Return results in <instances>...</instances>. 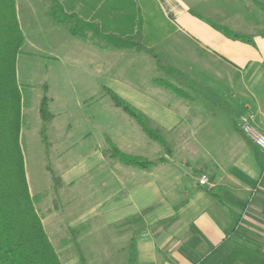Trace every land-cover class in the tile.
I'll return each mask as SVG.
<instances>
[{"label":"rangeland","instance_id":"obj_1","mask_svg":"<svg viewBox=\"0 0 264 264\" xmlns=\"http://www.w3.org/2000/svg\"><path fill=\"white\" fill-rule=\"evenodd\" d=\"M14 1L24 37L16 80L22 97L25 174L36 211L61 260L90 258L97 237L100 248L114 250L111 229L104 223L108 216L102 215L109 209L147 210L154 215L152 225H176L180 230L179 213L210 190L211 176L225 174L243 182V167H248L264 179V149L252 138L261 131L249 119L257 112L256 98L243 94L236 74L227 78L218 63L187 42L175 47L176 35L149 53L117 49L100 39L85 42L70 35L65 26L55 25L46 15L44 0ZM234 1L187 0L193 11L204 16L214 10L237 11ZM251 1L245 9L246 23H264V12ZM258 1L264 7V0ZM233 13L224 24L227 27ZM147 18L146 31L153 40L162 35L163 23L165 32L173 29L154 6ZM259 87L261 92L264 87ZM106 88L160 130L170 145L167 165L141 171L102 156L110 141L125 153L153 161L166 155L112 104ZM44 97L52 118L42 133L39 108ZM262 107L264 112V102ZM245 126L254 133L245 132ZM203 177L208 183L200 185ZM227 194L230 200L225 197V202L233 206L230 201L238 194L231 190ZM88 227L93 231L87 243L81 248L73 244Z\"/></svg>","mask_w":264,"mask_h":264},{"label":"crops","instance_id":"obj_2","mask_svg":"<svg viewBox=\"0 0 264 264\" xmlns=\"http://www.w3.org/2000/svg\"><path fill=\"white\" fill-rule=\"evenodd\" d=\"M59 1L66 13L96 23L103 34L133 39L134 44L141 48L140 51L152 52L167 37L176 35L175 47L187 42L188 45L205 52L226 72L227 78L229 73L236 74L245 96L256 98L254 101L258 113L255 111L250 114L249 119L256 128H259L261 135H264L262 111L264 99H261L264 96V23L256 20L246 23L249 22L244 17L248 0L234 1L237 11L214 10L208 12L206 16L193 11L187 0ZM150 6L156 7L166 24L173 28L171 32H165L163 23L160 26L163 33L158 40L149 38L146 31ZM232 13L231 24H227L230 27H227L224 24L229 21ZM212 24L251 36L252 41L246 43L231 39L215 29ZM259 85L263 88L261 92ZM245 105L244 108L248 110V106ZM162 165L167 164L153 168ZM243 168L245 169V176L241 179L243 182L233 178L227 179L225 174L211 176L208 185L210 190L196 196L182 214L179 213L183 222L180 230L176 225L174 227L152 225L150 218L154 215H150L147 210L139 211L132 208L117 210L115 207L105 211L102 214L108 216L107 222H104L105 228L111 229L112 242L116 247L111 252L104 246L100 248L97 237L98 241L93 243L92 255L90 258L85 257L84 263L264 264V179L253 175L248 167ZM206 180L208 183L207 178ZM231 185L239 191L231 189ZM230 190L238 194L230 201L233 206L225 202V197L230 200L227 194ZM234 211L238 213L237 218ZM92 231L88 227L82 234H77L73 244L76 243L81 248V244L87 243L86 239L91 236ZM67 248L68 246L64 249ZM71 260L66 258L61 262L81 264L80 259Z\"/></svg>","mask_w":264,"mask_h":264},{"label":"trees","instance_id":"obj_3","mask_svg":"<svg viewBox=\"0 0 264 264\" xmlns=\"http://www.w3.org/2000/svg\"><path fill=\"white\" fill-rule=\"evenodd\" d=\"M44 1L46 15L55 25L65 26L70 35L85 42L100 39L117 49L141 50L131 38L121 39L103 34L96 23L87 22L75 14L66 13L59 0ZM252 3L264 12L261 2L252 0ZM139 25L138 28H140ZM212 26L231 39L246 43L252 41L251 36L232 32L223 26L215 24ZM23 43L24 37L17 20L15 1L0 0V264H62L36 211L25 174L20 144L22 97L16 80V61ZM152 57L160 69L157 56ZM165 87L172 89L169 84H165ZM105 91L111 98L112 104L133 120L140 131L161 147L166 155L153 161L125 153L108 139L111 144L108 149L102 151V156L122 165L145 171L167 163L170 145L161 135L160 130L153 128L141 111L118 94L107 88ZM39 113L44 125L42 129L44 133L45 125L52 118L48 111L46 97L41 100ZM52 179L54 182L58 181L54 175ZM79 259L81 264H85L82 255Z\"/></svg>","mask_w":264,"mask_h":264},{"label":"built area","instance_id":"obj_4","mask_svg":"<svg viewBox=\"0 0 264 264\" xmlns=\"http://www.w3.org/2000/svg\"><path fill=\"white\" fill-rule=\"evenodd\" d=\"M244 131L247 132L249 135H251L252 133H254L252 130L249 129V127L245 126L244 127ZM253 140L255 141V143L260 146L262 149H264V136L259 135V134H253L252 135ZM207 182L206 178L203 177L199 184L200 185H204Z\"/></svg>","mask_w":264,"mask_h":264}]
</instances>
